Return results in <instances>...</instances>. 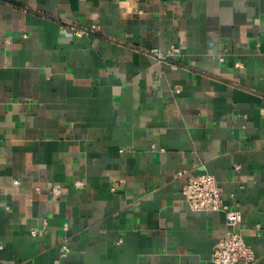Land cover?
Masks as SVG:
<instances>
[{
	"label": "crops",
	"instance_id": "0c3cea01",
	"mask_svg": "<svg viewBox=\"0 0 264 264\" xmlns=\"http://www.w3.org/2000/svg\"><path fill=\"white\" fill-rule=\"evenodd\" d=\"M203 171L264 264V0H0V264H215Z\"/></svg>",
	"mask_w": 264,
	"mask_h": 264
},
{
	"label": "built area",
	"instance_id": "2783aa9c",
	"mask_svg": "<svg viewBox=\"0 0 264 264\" xmlns=\"http://www.w3.org/2000/svg\"><path fill=\"white\" fill-rule=\"evenodd\" d=\"M77 34L83 30H76ZM178 48L173 47L172 51ZM159 57H163L159 55ZM183 172H179L182 175ZM76 187L84 185L83 180H75ZM51 193L54 196H60L61 189L53 185ZM181 193L184 201L193 210L198 211H224L229 230L219 238L211 253V260L215 264H255L253 249L248 246L237 229L241 220V213L238 209L230 208L222 199L218 185L214 176L208 172H200L196 175H190L181 186ZM64 251H68L64 247Z\"/></svg>",
	"mask_w": 264,
	"mask_h": 264
}]
</instances>
